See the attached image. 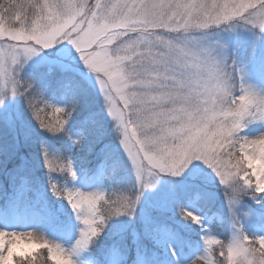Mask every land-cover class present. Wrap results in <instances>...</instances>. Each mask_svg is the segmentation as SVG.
<instances>
[{
  "label": "snow or ice",
  "instance_id": "6c2138e0",
  "mask_svg": "<svg viewBox=\"0 0 264 264\" xmlns=\"http://www.w3.org/2000/svg\"><path fill=\"white\" fill-rule=\"evenodd\" d=\"M0 264H264V0H0Z\"/></svg>",
  "mask_w": 264,
  "mask_h": 264
},
{
  "label": "rangeland",
  "instance_id": "374dc122",
  "mask_svg": "<svg viewBox=\"0 0 264 264\" xmlns=\"http://www.w3.org/2000/svg\"><path fill=\"white\" fill-rule=\"evenodd\" d=\"M221 35H223V34H221ZM213 38H215V37H213ZM77 186H81V185L78 184ZM213 191L216 193L215 206H216V207H219V206L221 205V203H222V199H223V197H222V191H221L218 187L213 188ZM195 210L197 211V214H198V215H204V216H205V224H206V226H208V216H207V214H203V213H201V212H200V209H199L197 206H196V209H195ZM191 228H192V229H195V228L197 229L198 226H197V225H191ZM247 228L250 229V230H253L251 226H247ZM225 230H226V225H225V227H224V231H225ZM246 230H247V229H246ZM52 238H53V239H58V237H56L55 235H53Z\"/></svg>",
  "mask_w": 264,
  "mask_h": 264
}]
</instances>
